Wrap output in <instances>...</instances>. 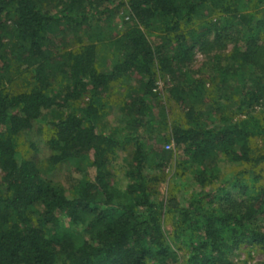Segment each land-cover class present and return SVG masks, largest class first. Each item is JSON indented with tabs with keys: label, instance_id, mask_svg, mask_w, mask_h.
I'll list each match as a JSON object with an SVG mask.
<instances>
[{
	"label": "trees",
	"instance_id": "16d2710c",
	"mask_svg": "<svg viewBox=\"0 0 264 264\" xmlns=\"http://www.w3.org/2000/svg\"><path fill=\"white\" fill-rule=\"evenodd\" d=\"M245 246L264 253V0H0V264H238Z\"/></svg>",
	"mask_w": 264,
	"mask_h": 264
},
{
	"label": "rangeland",
	"instance_id": "374dc122",
	"mask_svg": "<svg viewBox=\"0 0 264 264\" xmlns=\"http://www.w3.org/2000/svg\"><path fill=\"white\" fill-rule=\"evenodd\" d=\"M118 3L120 0H115ZM124 14V9L122 8L120 11V15L115 17L114 24H121L122 17ZM232 48V44H228L226 50H230ZM211 59H209L204 53L197 52L195 56V61L191 66L192 74L196 77H205L210 72L209 65ZM211 74V73H210ZM170 85V80L160 79L157 83V91L159 92L160 97L163 99V103L166 102L165 97L168 93V86ZM24 140L27 143H33L37 146L38 150L29 151L28 156L35 157L38 161L43 160L48 154L49 150L45 146L46 134L44 132V126L41 123L35 124L31 129H27L24 132ZM173 148L172 144L166 145V149L170 150ZM173 164L169 163L165 167V177L164 180L158 184V188L160 190V198H166L170 187L172 186L173 180ZM65 169H57L49 174L48 177L52 178L55 181H61L65 177ZM184 186V185H183ZM166 228L170 229V225L167 222ZM233 259L238 264H264V253L261 251L250 248V247H242L241 249L236 250L234 253Z\"/></svg>",
	"mask_w": 264,
	"mask_h": 264
}]
</instances>
